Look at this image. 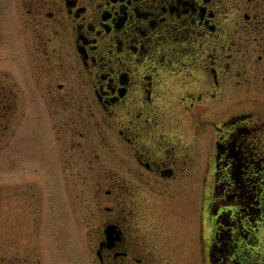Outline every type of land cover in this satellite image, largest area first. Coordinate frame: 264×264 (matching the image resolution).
Returning <instances> with one entry per match:
<instances>
[{
	"label": "flooded vegetation",
	"instance_id": "flooded-vegetation-1",
	"mask_svg": "<svg viewBox=\"0 0 264 264\" xmlns=\"http://www.w3.org/2000/svg\"><path fill=\"white\" fill-rule=\"evenodd\" d=\"M11 10L12 44L36 79L27 93L85 128L81 181L107 187L83 219L86 264H196L192 249L209 264H264V245L251 246L264 203L253 184L264 172V0H12Z\"/></svg>",
	"mask_w": 264,
	"mask_h": 264
},
{
	"label": "rangeland",
	"instance_id": "rangeland-1",
	"mask_svg": "<svg viewBox=\"0 0 264 264\" xmlns=\"http://www.w3.org/2000/svg\"><path fill=\"white\" fill-rule=\"evenodd\" d=\"M11 1L0 0V264H86L83 219L93 208L99 212L98 205H90V198L95 196L93 192L105 197L107 187L92 188L81 181L90 175L84 169L87 157L82 155L91 143L85 128L76 125L78 122H63L57 106L49 105L41 94L31 99L27 93L36 79L27 57L12 44ZM79 131L85 137L79 136ZM207 132L206 139L200 141V155L201 162L204 155L206 159L209 192L214 158L213 132ZM202 170L200 164L195 173L198 180L191 182L192 237L198 230L195 197ZM254 174V190L258 198L264 197L263 167ZM260 207L263 214L252 248H257V243L264 245V203ZM205 220V235L210 237V216ZM190 257L193 263L209 264L206 255L199 261L195 249Z\"/></svg>",
	"mask_w": 264,
	"mask_h": 264
},
{
	"label": "trees",
	"instance_id": "trees-1",
	"mask_svg": "<svg viewBox=\"0 0 264 264\" xmlns=\"http://www.w3.org/2000/svg\"><path fill=\"white\" fill-rule=\"evenodd\" d=\"M260 219H262V218L261 217H256L254 219V221H252V225L254 227V230H256L258 228L257 224L259 223ZM256 242H257V237H256V233H255L254 237H252V243L254 245H256ZM257 245H258V243H257Z\"/></svg>",
	"mask_w": 264,
	"mask_h": 264
}]
</instances>
